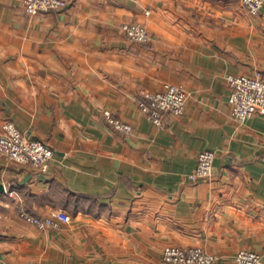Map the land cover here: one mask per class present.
I'll return each instance as SVG.
<instances>
[{"label":"crops","instance_id":"crops-1","mask_svg":"<svg viewBox=\"0 0 264 264\" xmlns=\"http://www.w3.org/2000/svg\"><path fill=\"white\" fill-rule=\"evenodd\" d=\"M30 14L0 0V134L12 120L56 150L47 171L0 157V264H169L167 245L237 264L264 256V114L237 122L228 76L264 80V6L240 0H67ZM126 22L152 35L127 37ZM188 92L157 126L138 101L166 83ZM105 110L133 124L109 125ZM205 150L213 175H188ZM61 208L40 230L23 219Z\"/></svg>","mask_w":264,"mask_h":264},{"label":"built area","instance_id":"built-area-1","mask_svg":"<svg viewBox=\"0 0 264 264\" xmlns=\"http://www.w3.org/2000/svg\"><path fill=\"white\" fill-rule=\"evenodd\" d=\"M252 14L261 12L264 0H240ZM25 9L30 14L43 11L65 10L67 0H24ZM123 31L130 39L148 43L152 35L141 22H126ZM230 85L229 104L233 118L244 123L257 113L264 114V80L245 75L228 76ZM188 92L177 83H166L163 91H146L138 101L140 108L157 126H164L165 114L181 116L185 113ZM105 118L110 126L124 133L134 130L133 124L105 110ZM56 156V150L40 139L29 138L12 120L7 119L0 134V157L8 162L25 164L39 171H47ZM216 152L205 150L198 156L197 164L188 175L191 180L209 178L214 172ZM20 216L40 230L60 228L72 220V216L61 208L46 215H35L24 207L19 209ZM165 262L169 264H219V257L199 246L183 247L167 245L163 252ZM237 264H264V256L255 251L241 249L235 255Z\"/></svg>","mask_w":264,"mask_h":264},{"label":"water","instance_id":"water-1","mask_svg":"<svg viewBox=\"0 0 264 264\" xmlns=\"http://www.w3.org/2000/svg\"><path fill=\"white\" fill-rule=\"evenodd\" d=\"M6 191V187L3 183H0V193Z\"/></svg>","mask_w":264,"mask_h":264}]
</instances>
